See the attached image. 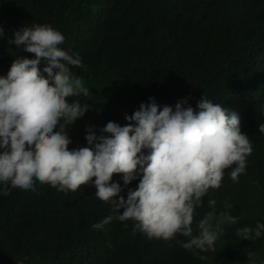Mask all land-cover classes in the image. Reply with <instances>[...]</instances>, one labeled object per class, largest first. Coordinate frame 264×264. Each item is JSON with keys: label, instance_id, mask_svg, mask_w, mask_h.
<instances>
[{"label": "trees", "instance_id": "1", "mask_svg": "<svg viewBox=\"0 0 264 264\" xmlns=\"http://www.w3.org/2000/svg\"><path fill=\"white\" fill-rule=\"evenodd\" d=\"M35 24L60 31V47L79 53L87 65L72 69L90 95L70 100H88L91 109L68 128L70 148L86 145L88 125L99 132L108 121L130 123L125 114L149 97L161 109L181 99L196 108L205 95L239 115L253 152L239 182L226 169L221 187L209 189L195 211L194 234L208 211L233 204L231 214L239 219L223 226L215 251H189L177 243L187 241L183 236L149 239L132 220L94 229L113 215L94 186L65 193L37 181L36 191L0 195V264H236L247 249L264 251V234L252 241L236 232L264 223V0H0L6 34L0 38V75L17 57L34 58L8 39ZM113 179L123 184L120 175ZM121 194L126 197L127 188ZM209 199L216 200L215 209Z\"/></svg>", "mask_w": 264, "mask_h": 264}, {"label": "clouds", "instance_id": "2", "mask_svg": "<svg viewBox=\"0 0 264 264\" xmlns=\"http://www.w3.org/2000/svg\"><path fill=\"white\" fill-rule=\"evenodd\" d=\"M0 25V38L5 37ZM64 35L50 24H35L8 39L34 58L17 57L6 75H0V195L12 189L36 191L38 181L62 192L94 186L95 197L111 205L113 215L92 228L103 230L113 220L135 221L149 239L177 240L191 251H215L224 225H233V204L208 211L196 225L195 211L203 205L209 189H219L226 169L239 182L253 152L249 136L241 130V118L203 95L196 108L157 104L154 97L141 103L130 123L115 121L96 131L86 126L85 146L69 147L68 128L91 106L85 81L73 68H87L79 53L60 47ZM43 62L41 70L39 65ZM134 122V123H132ZM264 134V123L259 124ZM120 175L123 184L114 181ZM139 180L135 189L128 188ZM127 188V194L121 193ZM209 208L216 200L209 199ZM241 239L256 241L264 223L236 229ZM171 247V245H169ZM248 261L255 264L253 253ZM200 259H204L203 256Z\"/></svg>", "mask_w": 264, "mask_h": 264}, {"label": "rangeland", "instance_id": "3", "mask_svg": "<svg viewBox=\"0 0 264 264\" xmlns=\"http://www.w3.org/2000/svg\"><path fill=\"white\" fill-rule=\"evenodd\" d=\"M249 251L253 253L255 264H264V251L261 249L257 253L253 252L250 249H247L242 255L238 257L236 264H252V261H248L249 257L247 253Z\"/></svg>", "mask_w": 264, "mask_h": 264}]
</instances>
